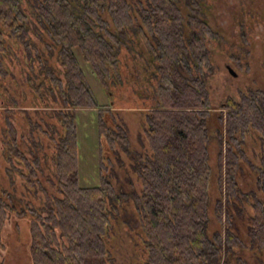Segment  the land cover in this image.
Instances as JSON below:
<instances>
[{
	"label": "trees",
	"instance_id": "1",
	"mask_svg": "<svg viewBox=\"0 0 264 264\" xmlns=\"http://www.w3.org/2000/svg\"><path fill=\"white\" fill-rule=\"evenodd\" d=\"M138 2L0 0V77L8 76L6 34L34 62L39 56L30 35L41 31L43 40L51 41L50 53L62 74L41 62L63 129L53 160L58 195L46 207L21 214L0 202V246L10 214L30 217L31 264H113L110 239L130 204L142 232L144 264H230L238 259V249L246 247L264 255V95L244 97L240 103L228 99L212 108L202 77L210 66L206 44L215 38L212 27L197 8L185 15L180 0ZM123 48L137 72L133 77L157 96L153 102L136 92L143 103L152 102L142 111L149 148L144 153L131 151L126 129L113 114L118 100L109 84L112 76L121 77L118 55ZM139 48L144 53L138 55ZM76 50L113 104H98ZM150 76L155 86L147 82ZM93 109L99 110V131L106 141L102 178L96 187H82L75 114ZM249 139L259 151L258 164L252 165L255 189L245 192L241 171L249 162ZM215 143L219 151L214 166L210 149ZM120 151L131 160L128 169L139 180L140 192L130 175L123 180L117 176L112 158L120 164ZM15 155L34 174L23 154ZM214 221L219 228L212 231ZM239 223L246 234L242 239Z\"/></svg>",
	"mask_w": 264,
	"mask_h": 264
},
{
	"label": "rangeland",
	"instance_id": "2",
	"mask_svg": "<svg viewBox=\"0 0 264 264\" xmlns=\"http://www.w3.org/2000/svg\"><path fill=\"white\" fill-rule=\"evenodd\" d=\"M144 5L145 0H138ZM184 14L189 9L197 8L203 18L212 27L215 38L208 39L206 53L210 66L204 67L203 81L210 93L211 107L219 109L228 99L240 103L244 97H262L264 95V0H180ZM192 1V0H191ZM138 2V3H139ZM79 6V5H78ZM46 35L31 33L30 41L36 47L38 60L32 62L24 48L6 34V51L3 55L8 72L5 79L0 77V202H5L21 214L25 209H40L48 205L57 193L56 173L53 160L56 156V141L62 134V123L55 116L58 108L48 94L50 82L41 62H48L55 73L62 78L59 62L51 56L50 40H43ZM136 35L131 33V38ZM41 38V39H40ZM144 53L138 49L137 54ZM77 55L87 81L93 90L99 105L106 107L114 100L107 93L91 65L87 64L81 53ZM137 55V61L141 56ZM120 79L110 80V91L117 98L113 112L117 122L128 134L131 151L144 153L149 150L143 130L146 125L145 107H150L151 100L143 103L138 92L156 100L155 89H146L137 81L131 70V56L127 50L118 55ZM136 62V61H135ZM134 68V67H133ZM133 71V72H132ZM234 73V75L231 73ZM147 82H151V76ZM140 83V84H139ZM155 86V82H151ZM138 94H137V93ZM147 98V97H146ZM120 109V110H118ZM99 110H79L75 114V125L79 150V183L82 187H96L102 178V149L106 141L99 131ZM103 117L106 115L103 114ZM106 147V146H105ZM23 154L31 165L34 174L27 169L22 159L15 155ZM211 156L214 166L217 164L218 144H212ZM258 145L248 140L247 153L249 162L242 168L241 186L245 192L255 189V172L252 165L258 164ZM111 155V154H109ZM121 162L112 158L114 169L120 179L130 175L140 192V182L130 173V159L119 152ZM108 163V161H106ZM123 164L125 168L121 169ZM217 182L214 181L213 195L218 196ZM30 217L10 214L2 232L0 246V264H31L30 256ZM213 220V216H212ZM110 239L113 264H144L146 253L142 243L134 205H127L115 222ZM214 221L212 231L218 230ZM239 259H232L231 264L243 260L247 264H264V255L249 249H239Z\"/></svg>",
	"mask_w": 264,
	"mask_h": 264
},
{
	"label": "flooded vegetation",
	"instance_id": "3",
	"mask_svg": "<svg viewBox=\"0 0 264 264\" xmlns=\"http://www.w3.org/2000/svg\"><path fill=\"white\" fill-rule=\"evenodd\" d=\"M239 225H240V228L242 229V233H243V235H239V236H240V238L242 239V238L245 237L246 234L244 233L243 224H240V223H239ZM240 249H245V248H240ZM246 249H249V248L246 247ZM238 250H239V249H238ZM249 250H251V249H249ZM251 251H253V250H251ZM237 252H238V251H237ZM253 252H255V251H253ZM255 253H257V252H255ZM259 254H261V253H259ZM261 255H263V254H261ZM237 258H238V255H237ZM238 259H239V258H238ZM241 262L247 264V263L244 262L243 260H240V262H238V264L241 263ZM230 264H231V263H230Z\"/></svg>",
	"mask_w": 264,
	"mask_h": 264
},
{
	"label": "water",
	"instance_id": "4",
	"mask_svg": "<svg viewBox=\"0 0 264 264\" xmlns=\"http://www.w3.org/2000/svg\"><path fill=\"white\" fill-rule=\"evenodd\" d=\"M231 73L234 75V73L231 71Z\"/></svg>",
	"mask_w": 264,
	"mask_h": 264
}]
</instances>
